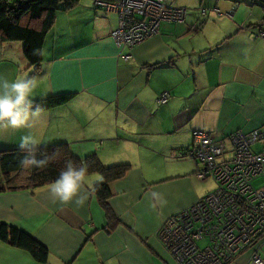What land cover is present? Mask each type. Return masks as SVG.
<instances>
[{
  "label": "crops",
  "instance_id": "obj_1",
  "mask_svg": "<svg viewBox=\"0 0 264 264\" xmlns=\"http://www.w3.org/2000/svg\"><path fill=\"white\" fill-rule=\"evenodd\" d=\"M187 1L169 0L187 8L185 21L161 23L157 33L124 49L127 60L110 36L117 15L94 0L59 12L46 34L32 99L74 96L41 110L31 130L0 129V149L19 148L30 133L39 146L66 143L78 158L96 154L105 166H131L111 186L120 223L109 233L91 191L83 207L54 202L51 185L0 194V221L31 233L48 249V264H177L156 232L169 215L203 196L189 185L198 165L179 158L192 132L222 140L264 125V39L254 36L262 8L248 0ZM203 3L208 14L200 17ZM156 64L161 66L145 69ZM28 73L22 44H0V77L12 81ZM163 92L169 98L159 104ZM259 241L264 258V236ZM0 264L39 263L0 242ZM228 264H251L250 254Z\"/></svg>",
  "mask_w": 264,
  "mask_h": 264
},
{
  "label": "built area",
  "instance_id": "obj_2",
  "mask_svg": "<svg viewBox=\"0 0 264 264\" xmlns=\"http://www.w3.org/2000/svg\"><path fill=\"white\" fill-rule=\"evenodd\" d=\"M94 1L96 6L118 13V25L111 37L124 47L137 45L157 33L160 21L180 22L185 15L184 8L168 6L164 0ZM135 15L147 19L139 20ZM260 36L264 39V32ZM124 59H128V55H124ZM166 97L163 93L159 103H164ZM193 137L194 146L187 156L202 164L197 176L212 178L215 189L170 217L158 240L179 264H226L240 254L242 248H247L246 242H255L256 237L264 235V186L252 187L254 179L264 177V151L255 154L250 150L251 144L264 139V128L230 135L229 150L224 142L206 132L195 130ZM195 223L199 226L192 230ZM179 231L190 237L193 244L190 253H180L185 241L180 237L173 239ZM206 233L218 242L215 240L212 248L198 250L195 241ZM176 240L180 244L173 247ZM250 260L252 264L264 263L257 248L253 249Z\"/></svg>",
  "mask_w": 264,
  "mask_h": 264
},
{
  "label": "trees",
  "instance_id": "obj_3",
  "mask_svg": "<svg viewBox=\"0 0 264 264\" xmlns=\"http://www.w3.org/2000/svg\"><path fill=\"white\" fill-rule=\"evenodd\" d=\"M101 1L115 2L119 0H101ZM164 2L168 6L171 5L174 8H178V9L184 8L185 15L183 20L180 22L174 20H162L160 21V25L163 22L182 23L185 21L188 13L187 8L173 5L169 2V0H164ZM79 3L80 0H0V44H4V43L22 44L23 56L26 60L27 68L29 70L27 77H33L41 70L43 42L46 34L53 27L57 14L59 12H67L69 10H72L77 5H79ZM247 5L249 6L258 5L260 8H262L264 12V0H249V2H247ZM198 10L199 11L197 12V14L200 17L207 16L208 14L207 8L199 7ZM214 12L220 14L218 9H214ZM112 13L117 15V25H118L119 15L116 12H112ZM135 18L139 20L147 19L146 17L140 15L138 16L135 15ZM260 22L261 23L257 25L259 29H257V31H255L254 33L255 38L256 37L260 38L261 33L264 32V13ZM252 27L253 24H250L248 26V28H252ZM240 28L244 29V26H241ZM111 32H110V36H111ZM112 40L115 43V45L120 49V51L123 52V54H121V58L124 59V55H128V59H129V54L127 52L125 53L124 49L129 51L136 45L130 47H124L122 44H118L115 41V39L112 38ZM160 66H161L160 64H156V65L146 66L145 69L147 70V72H150L154 68L156 67L158 68ZM163 93L159 95L158 99ZM166 94H167L166 101L164 103H159V104H165L167 102L169 95L168 93ZM73 96L74 94L72 93L51 95L45 99H39L33 101L34 107L38 106L41 110H48L51 108L65 105L73 98ZM263 128L264 125L256 129L262 130ZM193 132H192L191 145L188 148H186L185 151L179 153V158L182 157L189 158L187 156V153L189 149L194 146ZM229 136L226 137L225 139L219 140L224 142V144H226L227 150L231 149V145L228 139ZM250 150L255 154L259 152H263L264 139L258 140L253 144H251ZM23 156L24 153L21 152L19 148L0 149V194L7 192H18L23 190L34 191L44 186H49L58 178L60 171L65 168L66 163L68 161H72L77 166H79L83 162L87 164L89 174L99 173L104 177L103 182L96 184L95 190L91 191V193L95 197L97 203L104 212L105 231L108 233L113 232L115 228L119 225L120 223L119 218L115 213V211L113 210L110 203V199L113 196L111 186L114 182H117L126 176V174L131 168L130 164L105 166L96 154L87 155L84 158H78L71 152L69 145L66 143L39 146V152L37 153V157L43 158L44 156H47L50 160L48 167H46L43 170L22 167L20 164V160L23 158ZM195 163L197 162L195 161ZM197 164H201V163L198 162ZM199 169L200 167L197 169V171ZM197 171L195 172V174L196 177L199 179V177L197 176ZM259 178H256L252 181V187L254 189L259 188L254 186L255 181H257ZM212 191H209L207 193H210ZM178 212L169 215L161 223V225L159 226L156 232L157 239L159 233L165 229V226L169 218L178 214ZM198 226L199 224L195 223L192 227V230L196 229ZM206 234H204L199 240L195 241V246L197 247L198 250L199 249L203 250L205 247L212 248L214 244H216L215 242L216 239L214 240L211 234H207V235ZM263 236L264 235L259 236L258 239H261ZM0 242L10 247L27 252L31 256V258L39 264H48V256H49L48 249L44 245H42L39 241H37L31 233L16 225L0 221ZM243 251L244 249L242 248L240 254H238L236 257L243 254L244 253ZM167 252L170 254V256L175 261V263L179 264L177 260L172 256V253H170L168 250ZM236 257L234 259H236Z\"/></svg>",
  "mask_w": 264,
  "mask_h": 264
},
{
  "label": "clouds",
  "instance_id": "obj_4",
  "mask_svg": "<svg viewBox=\"0 0 264 264\" xmlns=\"http://www.w3.org/2000/svg\"><path fill=\"white\" fill-rule=\"evenodd\" d=\"M38 87L36 77L17 78L9 81L0 77V129H29L34 128L40 118L41 109L34 107L33 94ZM19 149L24 153L20 164L24 168L43 170L48 167L50 160L47 156L38 158L39 142L29 133L21 137ZM104 177L96 173L90 175L88 166H79L68 161L58 178L51 184L50 192L61 204H74L83 207L89 199L90 191L95 185L103 182ZM151 197L159 204H166L162 194L152 192ZM153 208L157 206L152 203Z\"/></svg>",
  "mask_w": 264,
  "mask_h": 264
},
{
  "label": "rangeland",
  "instance_id": "obj_5",
  "mask_svg": "<svg viewBox=\"0 0 264 264\" xmlns=\"http://www.w3.org/2000/svg\"><path fill=\"white\" fill-rule=\"evenodd\" d=\"M181 1H183V0H181ZM202 1L206 2L207 0H202ZM231 1L234 2L235 0H231ZM187 2L196 3V5H192V6H198V4H199V0H188ZM134 4L136 5L138 3H134ZM199 6H200V4H199ZM202 6L204 7L205 4L203 3ZM187 160L189 161V163H190V161H193L190 158H187ZM193 163H194V161H193ZM197 165H198V168L199 167L202 168L201 164H197ZM185 170H187L186 166H185ZM193 170H194V168H193ZM190 175L192 176V179L190 178V184L189 185L194 190V192L196 191L199 195H201V196L203 195L204 196L205 193L215 189L214 181L210 177H208L206 179H200V178L197 179L196 178V174L194 172L192 174H190ZM263 185H264V177H261L257 181H255V185L254 186L255 187H261ZM170 233H171L170 235H172V232H170ZM177 237H180L183 241H185L184 246H182V249H181L180 253H190L192 251V245H193L191 240H190V237L189 236H185L184 231L177 232L176 235L174 236V238L173 237L172 238L175 240ZM256 239H257V241H255V242H252V243L246 242L245 243L247 248L243 252L244 253H249L250 257H251V255L253 253V249L254 248H257V250H258V242H260L259 241L260 239H258L257 237H256ZM178 244H180V241L176 240L175 242H173L172 246L176 247V246H178ZM250 262H251V260H250Z\"/></svg>",
  "mask_w": 264,
  "mask_h": 264
}]
</instances>
